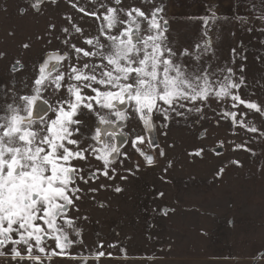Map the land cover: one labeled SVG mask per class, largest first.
I'll list each match as a JSON object with an SVG mask.
<instances>
[{
    "label": "rangeland",
    "instance_id": "1",
    "mask_svg": "<svg viewBox=\"0 0 264 264\" xmlns=\"http://www.w3.org/2000/svg\"><path fill=\"white\" fill-rule=\"evenodd\" d=\"M33 2L0 0V53H3L0 56V103H4L6 91L11 102L13 87L18 92L23 91V82L31 81L47 52L68 51L71 63H77L75 54L61 43L64 39L61 27L69 29L70 43L81 48L87 46L82 37L72 31V23L81 27L84 35L97 33L96 20L79 12V7L91 12L99 3L116 6L113 0H97L96 3L44 0L41 7L35 9L31 7ZM178 2L180 0H122L118 7H137L146 14L162 8L160 16L167 21L166 34L177 52L186 48L194 54L195 45L203 48L210 39L211 51L203 54L200 63H211L213 69L232 67L237 75L243 63L246 87H241L240 95L264 108V31H261L264 21L259 18L264 15V0L259 8L246 3L247 8H224L222 13L213 16L209 9L178 8ZM24 9L26 11L22 12ZM66 16L72 18L71 22ZM121 19L126 17L122 15ZM50 23L56 25L51 34ZM146 29L145 21L141 23L142 34H147ZM25 43L30 47H22ZM233 49L236 50L234 62ZM184 59L190 66L195 63L192 57ZM16 60L24 67L13 72ZM86 62L88 59L82 57L80 65ZM68 63L62 62L60 71H67ZM210 103L211 108L203 111L204 118L195 112L184 117L173 116L167 127L155 118L157 127L152 137L166 154L160 156L158 149L149 148L147 142L141 146L146 153L154 155V165H147L130 143L125 144L124 137H120L121 142L118 138L129 158L122 164L116 163L115 179L101 177L89 185L80 184L85 189L99 190L94 194L86 191L78 202L80 211L71 212L73 218H80L76 221L80 235L69 229V238L75 243L64 254L53 256L50 264H264V138L259 132L250 133L239 125L233 126L230 119H223L219 112L222 108L238 114L247 112L245 123L255 124L260 132H264V116L243 105L233 109L230 100L223 104L215 100ZM133 129L144 134L135 119L125 130ZM221 141L224 143L219 147ZM237 145L245 147L237 148ZM201 147L202 156L189 155ZM232 161H239V165ZM92 166L102 167V162L93 160ZM221 168H224L222 176L217 175ZM100 184L108 187L101 189ZM115 186L122 191L115 192ZM93 195L95 200L91 198ZM101 203L103 207L99 206ZM99 244L103 247L98 248ZM47 246L49 250L60 252L55 240L47 241ZM99 251L105 255L97 257ZM0 264H5L3 258ZM8 264H12L11 260ZM44 264H49L47 258Z\"/></svg>",
    "mask_w": 264,
    "mask_h": 264
},
{
    "label": "snow or ice",
    "instance_id": "2",
    "mask_svg": "<svg viewBox=\"0 0 264 264\" xmlns=\"http://www.w3.org/2000/svg\"><path fill=\"white\" fill-rule=\"evenodd\" d=\"M43 3L44 0H34L31 7L39 9ZM113 3L116 6L99 3L91 12L78 8L97 22L96 35H84V30L72 23V31L82 37L87 47L70 43L69 29L61 27L64 34L61 43L75 54L76 64L71 63L68 51H49L31 81L23 82V91L13 87L11 102L7 91L3 95L4 103H0V258L5 264L9 260L12 264L24 261L44 264L45 258L50 264L53 256L64 254L75 243L69 238L68 230L79 236L76 221L80 218H73L71 212L80 211L78 202L86 191L94 194L99 190L85 189L80 184L89 185L101 177L115 179L116 163L122 164L129 158L122 151L124 144L118 143L119 137H124L125 144L130 143L133 151L151 166L155 157L146 153L142 145L147 142L149 148L158 149L160 156L166 154L152 137L157 127L155 118L164 127L173 116L184 117L195 112L204 118L203 111L211 108V100L218 104L230 100L233 109L243 105L264 116V108L240 95L241 87H246L243 63L239 67L240 75L232 67L213 69L211 63L201 64L203 54L211 51L210 39L203 48L195 45L194 54L186 48L177 52L166 34L167 21L160 16L162 8L146 14L137 7H118L122 0H113ZM122 15L126 19L122 20ZM65 18L71 22L70 16ZM259 18L264 21V15ZM145 21L147 34H142L141 23ZM204 24L208 25L207 18ZM55 28L50 23L49 34ZM22 47L30 45L25 43ZM232 51L234 62L236 50ZM82 57L89 62L81 66ZM185 57H192L195 63L190 66ZM64 61L69 62L67 71H60ZM23 67L16 60L12 71ZM219 115L230 119L233 126L239 125L250 133L259 132L264 138V132L255 124L245 123L247 112L238 114L222 108ZM133 119L140 123L144 134L135 129L125 130ZM223 143L219 142L218 146L222 147ZM203 151L201 147L189 155L202 156ZM93 160L102 162V167L93 168ZM232 163L239 165V161ZM81 164L83 167L78 166ZM135 166L139 168L138 163ZM223 172L221 168L217 175L222 176ZM121 179L127 177L121 176ZM114 191L119 193L122 189L115 186ZM91 198L95 200L94 195ZM49 240H55L59 253L48 249ZM96 255L105 253L99 251Z\"/></svg>",
    "mask_w": 264,
    "mask_h": 264
},
{
    "label": "crops",
    "instance_id": "3",
    "mask_svg": "<svg viewBox=\"0 0 264 264\" xmlns=\"http://www.w3.org/2000/svg\"><path fill=\"white\" fill-rule=\"evenodd\" d=\"M181 2V3H180ZM176 3L178 8H195V9H209L210 16L215 13H222L225 9H244L247 8L246 3H251L250 7L259 8L261 0H180ZM172 8H175L174 6ZM233 14H235L233 12ZM224 15V14H223ZM221 16V15H216ZM225 16V15H224Z\"/></svg>",
    "mask_w": 264,
    "mask_h": 264
},
{
    "label": "water",
    "instance_id": "4",
    "mask_svg": "<svg viewBox=\"0 0 264 264\" xmlns=\"http://www.w3.org/2000/svg\"><path fill=\"white\" fill-rule=\"evenodd\" d=\"M121 140H122V139L119 137V142H121Z\"/></svg>",
    "mask_w": 264,
    "mask_h": 264
}]
</instances>
